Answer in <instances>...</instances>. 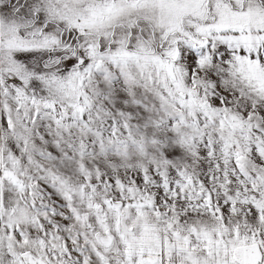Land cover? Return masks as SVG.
I'll list each match as a JSON object with an SVG mask.
<instances>
[{"label": "snow or ice", "instance_id": "6c2138e0", "mask_svg": "<svg viewBox=\"0 0 264 264\" xmlns=\"http://www.w3.org/2000/svg\"><path fill=\"white\" fill-rule=\"evenodd\" d=\"M0 264H264V0H0Z\"/></svg>", "mask_w": 264, "mask_h": 264}]
</instances>
